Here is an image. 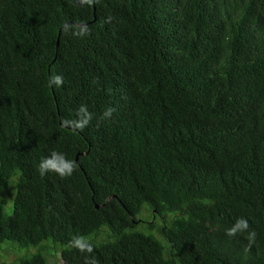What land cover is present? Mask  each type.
<instances>
[{
	"label": "trees",
	"instance_id": "trees-1",
	"mask_svg": "<svg viewBox=\"0 0 264 264\" xmlns=\"http://www.w3.org/2000/svg\"><path fill=\"white\" fill-rule=\"evenodd\" d=\"M53 150L70 176L40 175ZM43 241L57 264H264V0H0V243L47 264Z\"/></svg>",
	"mask_w": 264,
	"mask_h": 264
},
{
	"label": "clouds",
	"instance_id": "clouds-1",
	"mask_svg": "<svg viewBox=\"0 0 264 264\" xmlns=\"http://www.w3.org/2000/svg\"><path fill=\"white\" fill-rule=\"evenodd\" d=\"M52 84H55L57 86L62 85L63 77L59 75L51 77L50 86ZM113 111L114 109L107 108L101 118H110ZM76 115L78 117L77 119L65 120L62 123L65 126L70 127L74 131H83L90 124L92 120V114L87 111V107L85 105H81L78 107ZM76 166L77 165L75 164V162L67 159V157L63 153H59L53 150L48 157H45L41 160L38 165V170L40 175H44L47 172H54L60 177H66L70 176L75 171ZM239 225H243L245 229L248 227L247 221L243 220V218L237 220V226ZM225 234L229 237L234 236L236 234V228L226 230ZM255 235L256 234L254 231L249 233L248 239L250 242L254 240ZM76 245L82 247V245H80L79 240L76 241ZM89 251H91L90 247Z\"/></svg>",
	"mask_w": 264,
	"mask_h": 264
},
{
	"label": "rangeland",
	"instance_id": "rangeland-1",
	"mask_svg": "<svg viewBox=\"0 0 264 264\" xmlns=\"http://www.w3.org/2000/svg\"><path fill=\"white\" fill-rule=\"evenodd\" d=\"M2 193H7V203L4 207L5 214L11 213V196H12V186L9 185L6 188L2 189ZM142 218L147 217V212H142ZM46 250L40 252L42 257L47 260V264H57L58 256L53 254L51 249L50 241H43L41 243ZM38 252L37 248H27L20 249L16 245L10 242L0 243V264H26L29 261L30 257L35 255Z\"/></svg>",
	"mask_w": 264,
	"mask_h": 264
}]
</instances>
